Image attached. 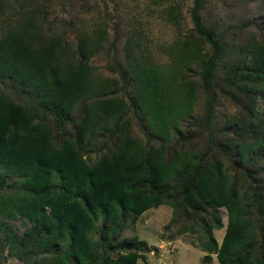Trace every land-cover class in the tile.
I'll return each mask as SVG.
<instances>
[{
	"label": "trees",
	"instance_id": "1",
	"mask_svg": "<svg viewBox=\"0 0 264 264\" xmlns=\"http://www.w3.org/2000/svg\"><path fill=\"white\" fill-rule=\"evenodd\" d=\"M199 4L200 0H195L190 11L193 33L168 45L165 61L136 54L131 44H126L131 103L150 134L159 140V147L148 157L133 139L118 135L114 151L105 144L106 152L88 165L83 156L92 152L93 141L118 133L113 129L114 121L126 109L124 101L115 96L116 81L99 75L89 65L104 40V24L79 26L75 44H69L63 32L45 24L41 9L31 8L24 0H0V18L5 17L0 22V78L18 84L64 115L76 102L86 103L74 137H65L54 147L44 121L28 116L0 94V168L16 173L18 182L25 184L16 208L26 227V239L18 241L11 232L9 236L20 246L45 253L42 264L145 261L131 248L133 242L144 246L136 236L118 241L119 247L126 245L124 251H112L110 244L104 248L103 243L109 230V242L116 240L125 219L129 217L134 223L144 211L160 205L170 208L168 223L179 216L188 220L176 231L188 235L195 234L194 223L189 224L193 214L209 207L212 213L225 208L227 222L219 245L210 232L201 240L200 250L205 256L215 254L217 264H264V251L255 253L256 242L264 246V232L255 237L260 230H254L246 219V192L238 190L236 182L228 184L227 171H220L222 163H208L206 157L195 160L185 153L171 161L164 158L170 127L190 118L197 91L208 87L223 52L221 41L199 18ZM169 11L170 20H174V9ZM205 45L213 56L204 52ZM239 50L240 61L233 69V80L238 81L235 88L242 94L239 101L259 100L264 104V43L247 41ZM195 65L203 70L201 86L186 78ZM250 142L257 149L264 147L259 140ZM188 173L189 178L171 185L173 177ZM252 195L257 199V192ZM257 206L264 223V209ZM212 220L217 223L210 231L219 230V216L214 213ZM205 231L209 230L205 227L203 234Z\"/></svg>",
	"mask_w": 264,
	"mask_h": 264
},
{
	"label": "rangeland",
	"instance_id": "2",
	"mask_svg": "<svg viewBox=\"0 0 264 264\" xmlns=\"http://www.w3.org/2000/svg\"><path fill=\"white\" fill-rule=\"evenodd\" d=\"M24 1L31 8L41 9L45 24L57 32H63L69 44H75L79 26L95 23L101 27L100 21L105 26L104 40L89 65L99 75L116 81L115 96L124 101L126 109L124 115L114 121L113 129L118 133H108L94 140L92 152L83 156L85 163L89 165V162L97 161L106 152L107 145L111 152L114 151L113 143L118 135L133 139L149 157L159 147V140L150 134L144 118L131 103L130 77L124 60L126 44H131L136 54L158 62L165 61L166 47L178 37L194 31L190 11L195 0ZM171 8L175 11L174 20H170ZM4 18L2 16L0 22ZM199 18L205 29L213 32L221 41L223 52L217 59L208 87H197L199 89L190 118L178 120L175 128L170 127V142L164 150V158L171 161L180 153H185L195 160L206 157L208 163L213 160L221 162L220 171H227L228 184L236 182L238 190L246 192L243 202V208L247 209L246 219L254 230H260L255 236L259 237L264 232V223L257 213V205L264 209V147L257 149L250 141L259 140L264 144V104L259 100L239 101L242 94L235 88L238 81L233 80V69L239 64V47L242 44L252 40L264 43V0H200ZM203 49L213 56L208 45ZM202 73L201 66L195 65L186 78L194 85L201 86L204 83ZM0 94L13 100L28 116L44 121L50 129V142L54 147L65 137H74L85 115L84 101L76 102L71 112L64 115L5 78H0ZM238 132L245 134L241 136ZM240 138L241 141L232 143ZM189 176L188 173L173 177L170 183L173 186ZM18 177L16 173L0 168V264H42L45 253L20 246L17 241L12 242L9 236L11 232L18 241L26 239V227L16 208V200L22 195L25 184L18 182ZM253 192H257V199L252 197ZM211 208L200 209L190 217L189 224L194 223L195 228L192 235L176 233L179 226L188 222L185 217L179 216L168 223L166 207L147 210L134 223L129 217L125 219L124 229L112 244L109 242L112 230H109L103 247L110 244L112 251H124L126 245L119 247L118 241H128L140 235L150 246L144 244L141 247L135 242L131 244L132 249L145 257V261L137 260V264H217L215 254L205 256L206 253L199 248L201 240H205L210 232L219 245L226 226L225 208L213 209L215 215L219 216L221 230L210 231L217 223L212 220L214 213ZM207 221H210L209 226L206 225ZM205 227L209 231L203 234ZM262 244L256 242V254L264 251ZM113 255L112 252L110 256Z\"/></svg>",
	"mask_w": 264,
	"mask_h": 264
},
{
	"label": "crops",
	"instance_id": "3",
	"mask_svg": "<svg viewBox=\"0 0 264 264\" xmlns=\"http://www.w3.org/2000/svg\"><path fill=\"white\" fill-rule=\"evenodd\" d=\"M158 207H166V210L168 211V213H169V217H170V213H171V211L169 210L170 208L169 207H167V206H165V205H161V206H158ZM169 208V209H168ZM152 209H154V208H152ZM150 210V209H149ZM147 211V210H146ZM144 213V212H143ZM141 216V215H140ZM139 216V217H140ZM138 217V218H139ZM169 217H168V220H169ZM138 218H137V220H138ZM167 220V221H168ZM136 222V221H135ZM138 236V237H137ZM136 237H137V240H139V241H142L145 245L147 244V246L149 247L150 246V244L148 243V242H146L144 239H142L141 237H140V235H136ZM152 246V245H151ZM138 261H140V260H138ZM137 261V262H138ZM137 262H136V264H137ZM142 262V261H141Z\"/></svg>",
	"mask_w": 264,
	"mask_h": 264
},
{
	"label": "clouds",
	"instance_id": "4",
	"mask_svg": "<svg viewBox=\"0 0 264 264\" xmlns=\"http://www.w3.org/2000/svg\"><path fill=\"white\" fill-rule=\"evenodd\" d=\"M161 206V205H160ZM158 207V206H157ZM145 212V211H144ZM137 220V219H136ZM221 230V229H220ZM223 234H224V228H223ZM223 236V235H222ZM222 238V237H221ZM137 260H140V259H137ZM141 261V260H140ZM143 262V261H142Z\"/></svg>",
	"mask_w": 264,
	"mask_h": 264
}]
</instances>
